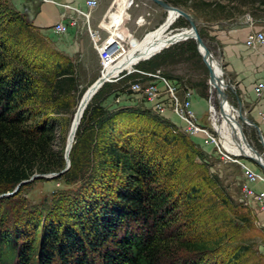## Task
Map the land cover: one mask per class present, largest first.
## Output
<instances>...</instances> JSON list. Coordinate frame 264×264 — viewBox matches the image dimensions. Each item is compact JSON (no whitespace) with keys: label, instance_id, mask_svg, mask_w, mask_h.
<instances>
[{"label":"trees","instance_id":"obj_1","mask_svg":"<svg viewBox=\"0 0 264 264\" xmlns=\"http://www.w3.org/2000/svg\"><path fill=\"white\" fill-rule=\"evenodd\" d=\"M3 1L0 195L35 174L64 170L56 122L46 118L54 109L58 115L67 114L68 99L77 87L71 59ZM147 114L130 108L111 113L102 108L91 114L86 110L65 174L69 182H87L90 187L84 198L69 204L73 227L54 214L46 224L34 222L35 218L12 228L0 224V256L8 251L12 264L242 263L249 247L240 248L228 229L224 231L227 225L198 230L196 235L183 231L192 226V212L199 211L193 206L215 208L227 203L220 194L208 201L204 198L202 184L209 178L194 158L192 139L175 134L172 124ZM99 193L106 197L97 198ZM183 206L191 207V214L183 215ZM23 239L28 243L22 244Z\"/></svg>","mask_w":264,"mask_h":264},{"label":"rangeland","instance_id":"obj_2","mask_svg":"<svg viewBox=\"0 0 264 264\" xmlns=\"http://www.w3.org/2000/svg\"><path fill=\"white\" fill-rule=\"evenodd\" d=\"M120 1V9L118 13L114 15L113 31H117L119 27V25H116L117 23H121L126 19L128 22L126 28L130 29L131 33H135L138 41H141L147 33L151 32L149 34H152L153 31L164 24V21L168 17V13L152 1L133 0L134 5L131 6L127 12L126 9L129 7L128 1ZM170 1L174 3L170 5L180 8L192 15L200 37L204 40L214 59L218 62L220 61L219 48L214 38L211 36V24L215 23L213 19L215 15L214 10L218 9V5L226 8V10L220 14L227 15L231 13L235 14L236 10L240 8L239 6H242V3L245 2L243 5L246 3L247 5H251L245 7L244 11L246 13L254 18H264V0H233L231 2L227 0ZM0 2L4 3L3 0H0ZM235 7H237V9ZM79 18H81V16H79ZM143 20L146 21V25H144V27H139V22ZM188 27H190L189 23L181 17L171 27V30H180ZM92 29L94 30L97 28L92 27ZM88 30L89 27L86 25L84 32L85 37L89 40V46L86 52L77 56L73 61L76 67L77 87L68 99L70 104L69 112L67 114L58 115L55 113L56 110L54 109L48 115L49 118H46L53 119L56 122L54 126L56 144L57 149L60 150L61 148L65 149L67 138L78 115V110L80 108L79 104L83 95L102 75L103 68L100 63L99 55L93 48V43L91 44L92 40H90ZM118 32L116 33L118 34ZM122 33L128 32L126 29H122ZM144 40L134 47H139ZM165 40L166 38L161 42ZM126 47L128 51L131 49L129 47V41H127ZM135 48H132V50ZM128 54L125 55L124 59ZM132 69L137 70V72L124 77L122 75L125 73H123L120 75L119 80H114L104 85L88 106L87 110L90 114L94 110L102 108L108 113L126 108L147 111L150 113L147 114V117L153 118V116H158L161 120L174 126L172 130L175 134L184 135L188 139H192L182 130L184 127L180 124L178 119L173 120L176 124L174 125L171 119L166 117L167 113L171 111L165 112V116L161 117L151 109L146 90L151 88L153 84L157 85V87H160L162 90V84L159 80L149 77L148 74H159L178 88L181 97H184V90H190L193 92V99L199 98L203 100L205 110L202 114H198V122L208 127L211 134L220 142L223 126V115L220 114V99L217 95L216 84H214L216 91L211 89L209 72L203 62L202 56L198 52L195 40H188L171 46L161 53L141 61ZM103 73H105V71ZM224 79V82L226 81L228 85H232L226 78L225 71ZM137 83H140L142 86L141 94H135L131 99L124 101L125 103L120 100V95L125 96V93L131 86ZM226 92L228 94L230 107L233 110V114L237 116L238 125L243 128L246 139L255 150L264 153V146L258 132L255 129L247 127L239 117V114H241L239 103L242 104L243 113L247 112L243 106V102L231 89H228ZM122 102L123 104L120 105ZM211 117L213 119V125ZM248 119L250 120L249 116ZM89 124L91 125V123ZM194 141L195 143L191 144L194 158L199 166H201V171L209 178V182L202 184L204 198L208 201L211 198H218V194H220L224 197L227 204L222 203L221 206L215 208L203 206V209H200V206H193V209L197 207L199 211L192 212V214L195 213L194 217L190 219L192 226L190 228L187 227V229L185 228V230L183 228V231L186 234L194 233V235H196L198 230L202 232L214 226L227 225L228 228L224 229V231L228 229V234H230L237 244H240L238 246H240V248L244 245L249 247V250L243 254L241 259L242 263L240 264H264V214L260 213L258 208L248 201L242 192L245 180L236 162L240 159L228 155L225 150H221L223 152V154H221L218 147L211 142L206 141V143L204 142L205 145L204 143L200 145L199 142L196 140ZM13 191H15V189ZM89 192L90 187L87 185V182L72 183L65 178V175L51 181L37 180L29 185L23 186L18 191L17 195L0 199V224L2 227L12 228L27 218H35L34 222L42 220L45 223L52 214H54L62 219L65 224L67 223L66 226L69 224V228H72V215L67 213L70 207L69 204H71L73 200L84 198ZM95 196L97 198L102 196L106 197V194L99 193ZM113 198L114 197H111V199ZM111 199L109 200L111 201ZM73 208L77 210L78 206H74ZM192 208L183 206L180 208V211L183 215H188L189 213L191 214ZM190 222L186 221V224H190ZM202 227L204 228L202 229ZM28 229L30 230V228ZM40 230L41 233H43L44 226H42ZM26 243H28V240L23 239L22 244ZM10 255L8 251H4L3 256H0V258L5 259H3L0 264H12L9 261Z\"/></svg>","mask_w":264,"mask_h":264},{"label":"crops","instance_id":"obj_3","mask_svg":"<svg viewBox=\"0 0 264 264\" xmlns=\"http://www.w3.org/2000/svg\"><path fill=\"white\" fill-rule=\"evenodd\" d=\"M6 1L14 11L18 12L32 23L55 50L69 57L72 62L77 56L86 52L89 46V40L85 37L84 31L86 22L83 17L79 19L78 27L70 29L65 35H58L54 30V26L62 20L61 18L64 13L70 16H77L75 12L65 10L62 5H70L83 12H88L86 7L87 0H51L52 2H45L43 0ZM98 1L99 6L96 10L92 11L89 25L91 29L92 27L97 28L94 29V31H97L103 39L111 37L114 34V37L123 43L129 41L131 44L130 50H132V48H135L149 33H151H147L141 41L135 40L137 39L135 33H131L130 29L126 28L128 24L126 19H123L124 21L121 23H117L116 25H119V27L117 31H113L114 15L118 13L121 1ZM126 1H128L129 4V7L126 9L127 12L129 8L134 5V1ZM247 6L251 5H247V3L245 5L242 4V6H239L240 8L237 9L236 7L237 10L235 14L231 13L227 15H221L220 13H222V10L219 8L214 10L215 15L213 19L215 23L211 24V36L218 45L219 58L222 61L226 78L234 87L235 95L243 102V106L250 120L259 127L264 139V96L257 98L254 92L256 84L259 81H264V46L254 49L248 47L246 44L250 34L260 31L264 32V18H254L246 13L244 9ZM138 25L139 27H144L146 21H140ZM122 29H126L128 33H122ZM116 32H118V34ZM203 105L204 102L202 99H193V111L197 118L198 114H202L205 110ZM240 116L241 114H239V117ZM166 117L170 118L171 122L176 125L173 120L177 118L171 114V112H168ZM211 121L213 125L212 117ZM194 140L199 142L200 145H203L204 142L206 143V139L202 135L192 138V141L195 143ZM255 169L259 171L256 167ZM251 187L258 192L264 191V184L257 183L251 185Z\"/></svg>","mask_w":264,"mask_h":264},{"label":"built area","instance_id":"obj_4","mask_svg":"<svg viewBox=\"0 0 264 264\" xmlns=\"http://www.w3.org/2000/svg\"><path fill=\"white\" fill-rule=\"evenodd\" d=\"M43 1L52 2L51 0ZM62 6L67 11L75 12L77 16H70L67 13H64L61 18L62 20L54 26L55 32L58 35L67 34L70 29H75L78 27L80 19L79 16L84 17L86 25L89 27L88 31L94 49L99 55L100 63L103 68L102 74L105 70H107L108 67L116 65L121 59L125 57L128 52V49L126 47L127 42L123 43L116 39L114 36L103 39L100 34L97 31L91 29L89 25L92 11L96 10V8L99 6L98 0H87L86 7L88 9V12H83L70 5ZM246 44L248 47L254 49L264 46V32L260 31L250 34L247 38ZM129 47L131 48L130 43ZM135 72H137V70L132 69L126 70L121 74L125 73L122 75L124 77ZM120 75L115 79L116 81L119 80ZM148 76L159 80L162 84V90L155 84H153L151 88L146 90L151 109L161 117L165 116V112L171 111L172 114L183 125L184 128L182 130L189 137L193 138L202 135L207 138H205L206 141L211 142L216 147H218L220 153L223 154L219 147L218 141L211 134L210 129L198 122L197 116L193 111V92H191L190 90H184V97H181L179 95L178 88L170 83L165 77H162L159 74H148ZM141 92V84H134L125 93V96L120 95V100H122L123 102L127 101L128 99H131V97L135 94H141ZM254 92L257 98H261L264 96V81H259L256 84ZM123 102L120 105H122ZM236 162L239 165L245 179V184L242 189L244 196L248 201L253 203L261 213H264V191L258 192L251 187V185L257 183L264 184V172L257 171L255 167L247 161L239 160Z\"/></svg>","mask_w":264,"mask_h":264},{"label":"bare ground","instance_id":"obj_5","mask_svg":"<svg viewBox=\"0 0 264 264\" xmlns=\"http://www.w3.org/2000/svg\"><path fill=\"white\" fill-rule=\"evenodd\" d=\"M180 18L181 17L178 15V13L174 11L169 12L168 17L164 21V24L159 27L160 29L158 28L152 34H149L146 37V39L144 38L145 39V40L143 39L144 42L139 47L130 51V53L125 59L124 58L121 59L119 63L105 70V73H103V75L106 77V79H108L109 82L111 81L113 82V79L117 78V76L120 75L122 72L126 70H130L134 68V66H136L141 61L147 60L152 56L164 51L167 47L170 46V43L176 40V38H178L179 36L186 34L192 35L193 32L190 27L170 33L171 27ZM164 38H166V40L161 42ZM200 50L203 53V49ZM213 63L215 66L216 73L220 80L219 83H216V87H217V95L221 102L222 99L221 96L218 94V87L222 89L225 88L226 90V84L224 82V74L220 69V62L216 61L214 57H213ZM212 89L216 91L215 87ZM82 109L83 108H79L75 123L72 126L76 131L78 130V126H79L78 124L79 117L83 114L84 111ZM220 114L223 115V126L220 135V142L218 141L220 149L222 151L225 150V152L228 155L233 156L235 158L241 155L252 156L253 155L252 151L246 145L243 138H241L242 136H240L243 133V128L238 125L237 118L233 114V110L231 109L229 102L226 103L224 102L222 104V108H220ZM75 134L74 132L70 134L69 136L70 144L73 141Z\"/></svg>","mask_w":264,"mask_h":264},{"label":"water","instance_id":"obj_6","mask_svg":"<svg viewBox=\"0 0 264 264\" xmlns=\"http://www.w3.org/2000/svg\"><path fill=\"white\" fill-rule=\"evenodd\" d=\"M149 1H152L156 5L160 6L167 13H169L171 11H174V12L178 13V15L180 17L184 18L189 23V26H190L193 34L189 35V34L185 33L186 35L179 36L178 38H176V40H174L173 42L170 43L169 47L174 46V45H176V44H178L180 42H185V41H188V40H195L196 44H197L198 52L202 56L203 62L206 65V67L208 69V72H209V80H210L211 89L214 88L215 87L214 84L219 83L220 80H219V77H218V75L216 73L215 66H214V63H213V55L211 54V52L207 48L204 40L200 37V35L198 33V29H197L196 23H195L194 18L192 17V15L187 13V12H185L184 10H182L180 8L174 7V6L166 3L163 0H149ZM175 31H178V29L177 30L172 29V30H170V33L175 32ZM169 47H167L166 49H168ZM200 49H203V53L201 52ZM219 62H220V69H221V71L224 74V67H223L221 59H220ZM115 79L116 78H114L113 81ZM106 83H110V82L102 74L101 77L92 86H90L89 89L83 95L82 100H81V102L79 104V107L83 108L82 110H84V111H83V114L79 117V121H78L79 125L81 124V121H82V118L84 116V113L87 110L88 106L90 105V102L94 99V97L98 94V92L104 87V85ZM228 89H231L232 91H234V87L232 85H228L227 84L226 90H225V88L222 89V88L218 87V94L221 96V99H222V101L219 103L220 104V108H222V104L224 102L225 103L228 102V94L226 92ZM239 108H240V113H241L240 119L244 122V124H246L247 127L255 129L258 132V134H259V136L261 138V142H262V144L264 146V139H263V136H262V134L260 132L259 127L255 123H253L252 121H250L248 119V113L247 112L243 113L242 104L241 103H239ZM73 132H74V134L76 132V130H74V127L71 128L70 134L73 133ZM69 135H68L66 146H65V149H64V161H65L64 170H62L59 173L35 174L29 180H26V181H23L22 183H20L15 188V191L9 192L7 194L0 195V199L10 198V197H13V196L17 195L18 191L23 186L29 185V184L37 181V180L51 181V180H54L56 178H60L61 176L65 175L69 171V169L71 167L70 155H71V152H72V149H73V146H74V143H75V137H76V134H75L72 143L68 145ZM242 138H243L244 142L246 143V145L249 147V149L252 151L253 155L252 156L241 155V156H237V158H239L240 160H244V161H247V162L251 163L259 171L264 172V153H260L259 151L255 150L250 145L248 140L246 139V136H245L244 133H242Z\"/></svg>","mask_w":264,"mask_h":264}]
</instances>
